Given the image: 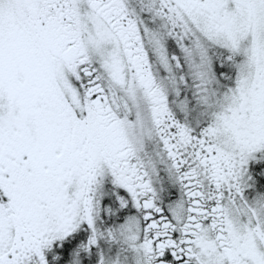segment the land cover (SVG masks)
Instances as JSON below:
<instances>
[{
  "label": "snow or ice",
  "instance_id": "6c2138e0",
  "mask_svg": "<svg viewBox=\"0 0 264 264\" xmlns=\"http://www.w3.org/2000/svg\"><path fill=\"white\" fill-rule=\"evenodd\" d=\"M0 264H264V0H0Z\"/></svg>",
  "mask_w": 264,
  "mask_h": 264
}]
</instances>
